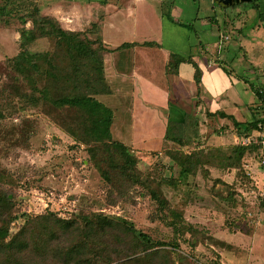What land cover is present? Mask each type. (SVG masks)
Masks as SVG:
<instances>
[{
    "label": "rangeland",
    "instance_id": "obj_1",
    "mask_svg": "<svg viewBox=\"0 0 264 264\" xmlns=\"http://www.w3.org/2000/svg\"><path fill=\"white\" fill-rule=\"evenodd\" d=\"M95 1L105 9L99 11L102 10L99 7L94 11L93 14L98 17V22L94 23L97 32L87 36L90 39L97 36L100 39L109 38L118 44L126 42L132 36L133 23L132 15H127L129 0ZM153 1L158 10L162 5L160 11L163 15L177 19L186 27L192 48L201 46L212 53L222 43L219 34L225 32L224 24L227 25V33H230L235 28H241L242 21L245 22L244 36L237 35L236 42L228 39L224 53L227 54L230 70L237 72L241 67H246L248 71L251 67L255 69L249 74L243 73L244 81L234 84L232 94H227L226 99L229 96L238 104L237 107L230 106L229 113L240 122L250 121L254 111L252 104L258 102L250 84L257 86L264 82V22H260L259 28L256 25L257 9L264 12V0L244 1L224 9L210 0ZM61 2L42 0V13L57 17L63 28L65 25L73 28L74 20L85 24L77 14H71V21L62 20ZM79 2L81 5L83 0ZM21 28L16 20L6 26L0 25V90L11 84L12 73L5 60L17 54L20 42L18 31ZM25 28H30V24H26ZM238 45L243 49L239 50ZM50 48V42L44 40L29 46L32 52ZM8 93H13L11 88L0 96V110L4 116L0 119V175L3 176L0 187L11 191L15 198L16 221L10 226V236L24 225L26 216L54 213L67 220L101 213L127 220L135 230L146 234L153 242L172 244L153 249L170 251L172 264H229L228 260L238 256L245 259L244 264L248 261L249 264H264V153L244 162L241 171L208 168L206 178L198 173L176 189L163 186L161 191L169 207L182 212L184 219L195 226L200 235L199 239H192L185 233L174 236L167 224L169 215L160 211L159 205L143 188L130 189L129 196L120 199L94 168L85 147H77L41 112V108L19 110L18 100L5 98ZM191 102H184L185 109L199 114L198 107H194L196 99ZM200 118L204 122L202 134L206 136L208 131L204 128L203 113ZM118 131L119 125L115 124L113 132ZM235 141L234 134L229 130L210 136L203 148L227 147ZM135 147L148 150L154 145ZM168 147L171 148V145L164 146L165 149ZM102 150L98 147L93 149L94 152ZM137 156L138 168L152 181L177 177V169L170 167L163 151L161 155ZM9 181L12 183L8 184Z\"/></svg>",
    "mask_w": 264,
    "mask_h": 264
},
{
    "label": "trees",
    "instance_id": "obj_2",
    "mask_svg": "<svg viewBox=\"0 0 264 264\" xmlns=\"http://www.w3.org/2000/svg\"><path fill=\"white\" fill-rule=\"evenodd\" d=\"M61 1L63 7L73 2L80 3L79 0ZM90 1L83 0L82 4ZM41 2L0 1V25L6 26L16 20L22 27L18 31L17 54L5 60L12 73L11 84L0 90V96L11 88L13 93H8L5 98L18 100L19 110L41 108V112L77 147L81 145L87 149L94 168L120 199L129 196L130 189L143 188L159 205L160 211L169 215L167 224L174 236L185 233L192 239H199L196 227L184 219L183 213L169 207L161 188L176 189L198 173L206 178L208 168L241 171L244 162L262 154L259 144L241 146L239 139L255 133L259 123L264 124V82L257 86L250 84L258 100L252 104L254 111L250 121L240 122L231 114L222 110L212 112L208 107L199 110V114L185 109L182 123L168 121L164 146L168 144L171 148H164L163 153L178 174L174 179L161 178L154 182L138 168L139 154L127 145L112 141V112L99 100L111 93L104 77L101 39L99 36L94 39L87 36L97 32L96 25L92 24L86 31L66 30L55 17L42 13ZM256 19L264 22V12L257 9ZM28 23L30 28H25ZM179 26L183 27L182 24ZM42 40L50 42V50L32 52L29 49L36 41ZM214 53L217 55L218 52ZM182 63L193 66L194 107H198L201 103L202 71L197 63L190 58L185 60L170 54L165 74L178 75ZM227 68L224 66L222 70L230 76ZM202 113L204 128L208 131L206 136L202 134ZM3 118L0 110V119ZM229 130L236 138L234 144L203 148L210 136ZM97 147L103 150L94 152ZM2 178L0 175V182ZM14 205V194L0 187V264H172L170 251L153 250L172 244L153 242L127 220L101 213L67 220L54 213L26 216L24 225L10 236V226L16 221ZM262 207L264 211L263 204Z\"/></svg>",
    "mask_w": 264,
    "mask_h": 264
},
{
    "label": "crops",
    "instance_id": "obj_3",
    "mask_svg": "<svg viewBox=\"0 0 264 264\" xmlns=\"http://www.w3.org/2000/svg\"><path fill=\"white\" fill-rule=\"evenodd\" d=\"M129 2L127 15H132L133 18L132 36L125 40L126 42L119 44L108 40L109 38L101 39L104 77L111 93L101 96L99 100L104 101L103 104L112 112L110 127L112 141L127 145L139 155H161L167 122L182 123L186 111L184 102L196 99L195 86L192 82L194 71L192 64L182 63L178 75L165 74V66L170 54L185 60L190 58L201 69L202 93L199 110L208 105L212 112L222 110L232 115L228 112V108L232 105L237 107L238 104L229 96L226 99L227 94H232L234 84L244 81L243 73L249 74L255 68L251 67V71H248L246 67H241L236 72L229 67L227 69L230 71V76L227 75L222 70V67H228L227 54L224 53L227 42L222 43V46H219L221 48L218 46L215 48L217 55L201 46L198 49L192 48L189 45L186 29L179 26L177 19L171 16L168 19L163 15L160 11L162 5H159L160 10H158L153 0H129ZM59 6L62 7V20L71 21L70 18L73 17L71 14H77L85 22L83 25L78 20H74L73 28L65 25L64 29L71 31L89 29L91 24L98 22V17L93 14L94 11L99 7L102 9L99 11L105 9L95 0L81 5L73 2L65 7ZM77 16L74 18L77 19ZM244 24L245 22L242 21V27L229 30L230 33H227V25L224 24L225 32L221 34H226L236 42L237 35L244 36ZM256 25L259 28L261 24L257 21ZM238 46L239 50L243 49V46ZM115 124L120 128L117 133L113 132ZM137 145H154V147L144 150L136 148ZM244 262L245 259H240L239 256L228 260L229 264H244ZM248 262L245 264H249Z\"/></svg>",
    "mask_w": 264,
    "mask_h": 264
},
{
    "label": "built area",
    "instance_id": "obj_4",
    "mask_svg": "<svg viewBox=\"0 0 264 264\" xmlns=\"http://www.w3.org/2000/svg\"><path fill=\"white\" fill-rule=\"evenodd\" d=\"M227 39H228L227 36H224L222 34L219 35L220 42L223 43V41ZM257 128H258L257 131L253 133L252 135L240 138L239 144L241 146H248L250 144H259L261 146L262 153H264V124L259 123L257 125ZM262 164L264 165V162Z\"/></svg>",
    "mask_w": 264,
    "mask_h": 264
},
{
    "label": "water",
    "instance_id": "obj_5",
    "mask_svg": "<svg viewBox=\"0 0 264 264\" xmlns=\"http://www.w3.org/2000/svg\"><path fill=\"white\" fill-rule=\"evenodd\" d=\"M244 1H247V0H214L215 4L223 9L230 8Z\"/></svg>",
    "mask_w": 264,
    "mask_h": 264
}]
</instances>
